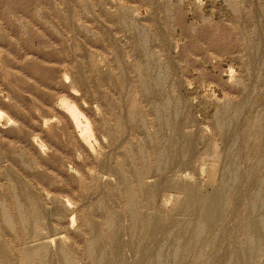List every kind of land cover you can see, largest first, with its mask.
I'll use <instances>...</instances> for the list:
<instances>
[{"label": "rangeland", "instance_id": "1", "mask_svg": "<svg viewBox=\"0 0 264 264\" xmlns=\"http://www.w3.org/2000/svg\"><path fill=\"white\" fill-rule=\"evenodd\" d=\"M263 222L264 0H0V264H264Z\"/></svg>", "mask_w": 264, "mask_h": 264}, {"label": "bare ground", "instance_id": "2", "mask_svg": "<svg viewBox=\"0 0 264 264\" xmlns=\"http://www.w3.org/2000/svg\"><path fill=\"white\" fill-rule=\"evenodd\" d=\"M165 154V153H164ZM169 154V153H168ZM170 155V154H169ZM162 156V155H161ZM166 159V158H165ZM170 162V161H169ZM147 170H149V169H147ZM137 176V175H136ZM234 183V182H233ZM134 195V194H133ZM257 197V196H256ZM98 210V209H97ZM6 211V210H5ZM5 214H7V213H5ZM20 214V213H19ZM8 215V214H7ZM6 215V216H7ZM3 217H4V215H3ZM249 219V218H248ZM3 220H4V218H3ZM6 220V219H5ZM250 220V219H249ZM5 222V221H4ZM5 223H7V222H5ZM264 223V222H263ZM197 224V223H196ZM8 225V224H7ZM199 227V226H198ZM9 229V228H8ZM100 264V263H99Z\"/></svg>", "mask_w": 264, "mask_h": 264}]
</instances>
